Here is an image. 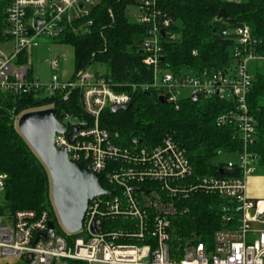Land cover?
Segmentation results:
<instances>
[{"label": "built area", "instance_id": "1", "mask_svg": "<svg viewBox=\"0 0 264 264\" xmlns=\"http://www.w3.org/2000/svg\"><path fill=\"white\" fill-rule=\"evenodd\" d=\"M6 1L7 35L15 51L8 56L0 48V92L60 96L65 101L79 92L85 117L64 114L60 120L68 130L56 133L54 144L66 150L70 161L87 163L100 182L102 177L108 184L103 189L113 194L89 202L78 233L57 232V214L6 208L7 175L0 173V264H264V199L253 200L247 195L248 178L256 173L258 159L250 149L257 129L247 99L254 81L252 64L264 62L262 40L253 36L251 28L245 25L234 30L231 60L222 68L166 71L165 43L180 37L173 30L175 21L162 8V0H137L134 22L145 28L141 51L144 64L152 69L149 81L133 84L131 93L115 91L110 80L88 70L62 82L60 59L53 57V76L43 85L31 77L29 61L19 63L20 58L39 45L41 36L59 40L98 3ZM39 20L43 23L37 27ZM136 91L155 92L176 111L183 100L195 96L227 103L230 107L217 117V124L233 127L241 139L238 162L219 167L218 171L224 172L221 176H198L186 151L172 138L149 145L140 138L126 139L120 132L102 128L103 112L131 105ZM42 109L48 108L28 111ZM22 114L14 115L15 124ZM73 126L80 129L71 142ZM198 193L216 197L221 208L229 207L220 218L221 225L227 227L207 241L192 237L182 241L177 219L190 212L185 201ZM50 222L55 225L54 236L37 240L38 234L48 232ZM254 225H260L261 231H255Z\"/></svg>", "mask_w": 264, "mask_h": 264}, {"label": "trees", "instance_id": "2", "mask_svg": "<svg viewBox=\"0 0 264 264\" xmlns=\"http://www.w3.org/2000/svg\"><path fill=\"white\" fill-rule=\"evenodd\" d=\"M134 2L99 0L87 18L69 26L57 40L74 47L76 73L88 70L94 63L106 65L108 71L104 77L119 93H131L133 84L152 78V69L144 64L141 54L145 28L127 14L128 5ZM161 6L175 21L173 30L180 36L176 42L165 43V63L173 71L222 68L231 60L234 30L240 26H249L253 36L262 40L260 50H264V0H162ZM6 7L7 1L0 0V44L9 40ZM222 9L232 21L218 20ZM224 28L227 33L222 38ZM28 61L25 53L19 63ZM253 72L247 103L249 114L256 122L257 138L250 149L257 155L256 166L264 170V73L256 69ZM132 96L129 110L113 112L108 108L103 112L102 128L120 132L126 139L140 138L149 145H157L163 138L170 137L186 151L198 176H221L219 167L226 162L215 163L214 160L242 149L235 129L217 124V117L230 107L227 103L187 99L176 111L173 106L160 103L155 92L136 91ZM49 107L57 111L59 119L66 113L85 117L79 92L73 93L67 101L60 96L42 98L33 93L0 92V173L7 175L4 202L12 212L33 210L52 214L48 210L52 206L48 171L14 122L15 114ZM227 175L232 176V173ZM101 185L108 187L102 177ZM185 204L190 212L177 219L181 236H196L207 241L221 229L222 203L216 197L198 193ZM55 223L57 225V221ZM69 264L84 263L72 261Z\"/></svg>", "mask_w": 264, "mask_h": 264}, {"label": "water", "instance_id": "3", "mask_svg": "<svg viewBox=\"0 0 264 264\" xmlns=\"http://www.w3.org/2000/svg\"><path fill=\"white\" fill-rule=\"evenodd\" d=\"M225 19L232 21L224 9L218 15V20ZM43 21L39 20V24ZM31 31L27 34L30 35ZM227 29L222 30L221 37L224 38ZM165 35V31H162ZM143 54V51H141ZM160 103L167 104L164 97L159 98ZM193 101H198V97H193ZM128 106H113V112L126 111ZM18 130L29 146L36 153L38 158L46 167L51 183V199L58 215V218L70 234L78 233L83 225V220L88 208V204L96 197L111 195L103 189L99 178L85 162H72L64 148L58 149L54 144L56 133H66L68 128L57 117L54 108L28 111L21 115L17 123ZM79 126H73V132L69 134V140L73 142ZM220 174H224L220 171ZM132 190H135L132 188ZM222 211L229 210V207L222 206ZM222 228L227 225H221ZM94 231H96L94 229ZM55 234V225L49 223V230L46 234H38L37 240H49Z\"/></svg>", "mask_w": 264, "mask_h": 264}, {"label": "rangeland", "instance_id": "4", "mask_svg": "<svg viewBox=\"0 0 264 264\" xmlns=\"http://www.w3.org/2000/svg\"><path fill=\"white\" fill-rule=\"evenodd\" d=\"M229 1H237L242 2L246 0H229ZM97 3H99V0H96ZM137 0L134 3H131L127 7V14L130 17V19L134 22L135 16L138 12L137 10ZM176 25L179 26V23L176 22ZM5 43L0 44V48L2 51H4L8 56L13 55L15 48H14V42L11 40H8ZM37 42L39 45L35 48H33L29 54V68H30V75L35 80H37L41 84H47L51 80L53 76V72L51 71L50 66V60L53 57H57L60 59L59 62V77L62 82H69L74 79L76 76V66H75V51L74 47L67 43H60L57 40H52L51 38H48L46 36H41L37 39ZM252 69H256V71L259 70V72L264 73V62L259 63H253ZM89 73L93 75H98L99 77H104L107 74L108 68L106 65L101 63H94L89 69ZM166 71H172L170 68H166ZM17 125V123H16ZM18 128V127H17ZM239 155L238 153L234 154H222L218 156L214 162H238ZM258 164V163H257ZM256 175L264 176V170H262L258 165L256 166ZM48 210H50L53 213H56V210L54 208L53 202L52 206H49ZM255 231H261L262 227L260 225H254L252 226ZM65 228L62 226L59 219H57V232H64ZM180 228L177 231V234L180 236L181 240H187L188 238H191L192 236H181L180 234ZM194 239H198V237L195 236ZM8 262H14L13 260H9Z\"/></svg>", "mask_w": 264, "mask_h": 264}, {"label": "crops", "instance_id": "5", "mask_svg": "<svg viewBox=\"0 0 264 264\" xmlns=\"http://www.w3.org/2000/svg\"><path fill=\"white\" fill-rule=\"evenodd\" d=\"M5 45L9 42H4ZM42 97L41 95H37ZM43 98V97H42ZM247 195L253 200L264 199V176L252 175L248 178Z\"/></svg>", "mask_w": 264, "mask_h": 264}]
</instances>
